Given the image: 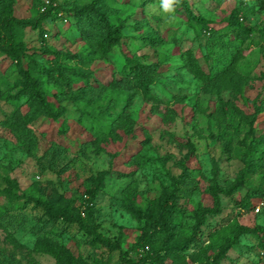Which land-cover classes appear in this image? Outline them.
I'll return each instance as SVG.
<instances>
[{"label":"rangeland","instance_id":"obj_1","mask_svg":"<svg viewBox=\"0 0 264 264\" xmlns=\"http://www.w3.org/2000/svg\"><path fill=\"white\" fill-rule=\"evenodd\" d=\"M54 1L66 8L90 0ZM14 2L12 16L22 24L17 29L27 48L45 45L49 50L71 54L83 51V45L76 41L74 21L67 13L63 15L65 22L50 18L48 23L40 20L37 26L34 22L42 0ZM105 2L117 11L112 22L143 24L159 42L141 48L130 39L136 34L124 28L123 44L90 66L102 75L100 83L111 79V71L124 55H145L143 63L159 62L162 70L146 96L137 93L127 99L108 89L106 99L98 104L66 106L69 119L83 112L87 127L90 123L98 128L102 127L99 123L106 125L107 115L117 119L127 115L134 121L132 138L97 136L105 142L98 152L87 146L80 154L79 146L89 142L90 136L81 131L57 133L63 126L61 120L34 122L26 126V131L7 132L2 124L16 107L0 99V253L9 255L13 264H57L34 246L37 239H44L63 248L67 264H120L119 251L129 253L134 262L147 259V249L133 248L143 215L137 219L119 207L115 198L128 182L137 192L134 203L143 210L149 200L174 191L184 169L195 190L175 192L170 201L174 208L173 233L176 243L180 242L178 251H159L158 234L152 249L160 258L147 259L144 264H202L204 257L214 256L232 239L238 227H264V149L250 145L253 137L264 135V12L258 11L252 0ZM183 6L192 16L207 22L209 35L200 29L202 25L187 26ZM235 10L250 19L249 23L239 24L241 31L249 28L250 32L242 33L237 40L234 36L239 29L227 22ZM180 55L183 57L179 62L176 59ZM111 62L115 63L113 68ZM180 63L185 67L178 71ZM217 78L227 80L221 87H213ZM41 81L47 93L59 92L45 79ZM20 85L16 64L0 50V92L7 89L14 95ZM257 107L262 108L257 111ZM24 110V106H18V113ZM110 136L112 140H107ZM130 155L136 165L126 163ZM247 162L249 175L243 184L230 195L218 192L230 188ZM102 173L107 177L105 184L88 203L82 182ZM117 174L127 177L119 178ZM245 193H249L253 206L247 213L238 209ZM56 195L75 211L88 204L89 225L110 242L117 241L119 251L92 242L74 224L49 216L42 203ZM200 210L203 222L193 232ZM218 264H264L260 240L239 235Z\"/></svg>","mask_w":264,"mask_h":264},{"label":"trees","instance_id":"obj_2","mask_svg":"<svg viewBox=\"0 0 264 264\" xmlns=\"http://www.w3.org/2000/svg\"><path fill=\"white\" fill-rule=\"evenodd\" d=\"M48 1L50 4L44 8L43 12H39L38 10L41 5L39 3L37 7L39 17L35 20L34 24L39 26L40 20L48 23L50 18L65 22L63 15L64 12L67 13L74 21L76 41L83 45V51L71 54L59 49L49 50L45 45L38 48H27L22 42L19 30L17 29L22 24L12 16V7L15 4L14 0H0V40L2 41L0 50L16 64L21 80V85L14 95H11L7 89L0 92V99L10 102L16 107L6 117L2 124L3 128L9 133H14L28 130L26 126L34 122L61 120L60 124L63 126L58 128L57 133L64 134L70 131L77 134L81 131V133L86 132L90 136L89 142L79 146L78 152L80 154H84L87 146L96 152L102 151V145L105 142L97 137L102 134L113 135L116 138H120V136H130L132 138L134 121L127 117V115H124L121 119L107 115L108 123L106 125L99 123V126L102 127L98 128L96 124L90 123L87 127L84 125L86 115L79 111L75 119L72 117L69 119L67 117L68 110L66 106L79 102L89 105L98 104L106 99L105 96L108 89L117 94L127 96V99L137 93H143L146 96V90L151 84H154L155 79L162 70L161 63L151 62L145 64L143 63V60L146 58L145 55L136 56L132 54L130 57L124 55L118 66L114 67L115 63L111 62V67L114 68L111 71V79L105 84L99 81L102 76L99 74V71L91 69L90 66H93V64L97 63L98 59L105 58L114 48L123 44L121 40L124 28L136 34V37H131L130 39L133 42L136 40L141 48H151L157 45L159 39L154 40L155 37L151 30L143 24L137 25L135 21L128 26L112 22L111 18L116 17L117 11L108 6L105 0H90L77 7L66 8L57 5L54 0ZM180 1L172 0L171 3L178 4ZM252 1H254V6L258 11L264 12V0ZM52 3L55 4L54 7L51 6ZM173 7V11L178 15L175 6ZM183 7L187 13L185 16L187 26L191 27L190 23L202 25L203 27L200 29L205 35H209L210 28L207 27V22L202 18L192 16L188 12V9L185 6ZM250 11H252L251 8ZM249 20L240 11L235 10L232 13L227 22L230 26H233V29H239L234 36V40L239 39L242 33L248 34L250 32L249 28L245 29V31H241L239 28V24L249 23ZM181 57L183 56L180 55L176 60L180 62ZM183 67H185L184 63H180L177 67L178 71L182 70ZM41 79H45L47 84L58 88L59 92L47 93L42 88ZM226 80V78H217L212 83V86L219 88L221 87V83ZM74 85H77L75 89L73 88ZM19 105L24 106L25 110L23 114L17 111ZM111 105V101L108 100V107L112 108L113 105ZM260 108L262 107H257V111H260ZM72 119L73 123L70 122ZM111 138L110 136L107 140H112ZM250 145L253 148L260 147L264 149V135L253 137ZM126 159V163L130 165L137 164V161L131 155ZM249 168L250 163L247 162L238 173L234 182L231 183L229 189H217V191L225 195L232 194L248 177ZM117 176L119 178L127 177V175L120 174H117ZM260 176L263 177V175ZM106 178L102 173L99 177H89L82 182L83 194L89 201L88 203H91L97 192L103 188ZM175 183L177 185L174 186V191H170L162 198L149 200L143 210L134 203L137 201V192L134 186L128 184V182L122 187L118 196H115L117 204L123 210L133 213L137 219L143 215V226L139 229L140 232L136 237L133 248H138L139 251L147 249L150 256L147 259L149 260L160 258L152 249V244L155 242L158 234L161 235V247L159 251L172 253L177 250L176 248L180 244V242L176 243V235L173 233L175 230L172 224L174 208L170 201H173L175 192L192 193L195 189L193 183L187 178L184 169L182 175ZM212 191L214 193V190ZM249 196V193H245L239 203L238 209L242 210L243 213L252 211L253 206L249 201ZM42 206L49 216H52L54 219L74 224L92 242L102 244L109 250L119 251L117 241L110 242L108 239L100 236L94 226L89 225L90 216L86 209L88 204L85 205V208L81 207V211H75L67 203H63L59 195H56V198L48 196L47 200L42 203ZM202 214L203 210H200L193 227V232H196L202 225ZM242 234L259 239L264 252V227H238L232 239L227 240L224 245L220 246L214 256L204 257L202 264H218L223 259L225 253L237 243L238 236ZM34 246L39 252L53 257L57 264H67V253L62 247H57L54 243L47 242L44 239H37ZM177 251L174 254H177ZM118 258L120 264H144L147 260L138 258L137 262H134L129 258V253L120 251ZM0 264H13L12 258L9 255L4 256L0 253Z\"/></svg>","mask_w":264,"mask_h":264},{"label":"built area","instance_id":"obj_3","mask_svg":"<svg viewBox=\"0 0 264 264\" xmlns=\"http://www.w3.org/2000/svg\"><path fill=\"white\" fill-rule=\"evenodd\" d=\"M49 4H50V3H49L48 0H42L41 5H40V7H39V12H43L44 8H45L46 6H48ZM51 6L54 7L55 4L52 3ZM63 21H64V20H63ZM257 210H258L257 207H255V211H254V212H257Z\"/></svg>","mask_w":264,"mask_h":264},{"label":"clouds","instance_id":"obj_4","mask_svg":"<svg viewBox=\"0 0 264 264\" xmlns=\"http://www.w3.org/2000/svg\"><path fill=\"white\" fill-rule=\"evenodd\" d=\"M172 2V0H168V3L170 4Z\"/></svg>","mask_w":264,"mask_h":264}]
</instances>
